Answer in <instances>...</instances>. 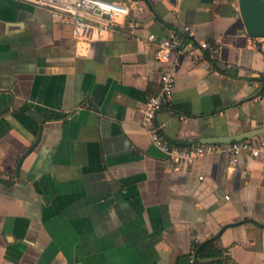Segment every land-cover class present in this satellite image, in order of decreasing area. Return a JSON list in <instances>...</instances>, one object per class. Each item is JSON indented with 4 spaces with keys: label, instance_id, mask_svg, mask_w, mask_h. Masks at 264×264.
Wrapping results in <instances>:
<instances>
[{
    "label": "crops",
    "instance_id": "obj_1",
    "mask_svg": "<svg viewBox=\"0 0 264 264\" xmlns=\"http://www.w3.org/2000/svg\"><path fill=\"white\" fill-rule=\"evenodd\" d=\"M141 1L136 29L117 17L73 35L0 0V264H264V153L172 164L141 125L167 69L166 141L264 143V37L238 0ZM174 32L217 53L157 62L143 34Z\"/></svg>",
    "mask_w": 264,
    "mask_h": 264
},
{
    "label": "built area",
    "instance_id": "obj_2",
    "mask_svg": "<svg viewBox=\"0 0 264 264\" xmlns=\"http://www.w3.org/2000/svg\"><path fill=\"white\" fill-rule=\"evenodd\" d=\"M27 3L34 7L49 12L53 22L72 26L73 35H77L82 26H89L99 21H105L113 26V21L119 17L124 19L131 31L139 25L136 13H142L144 6L141 0H128L127 4L111 0H15ZM99 34L105 30L104 26H98ZM143 38L149 45L155 46L154 58L159 63H168L172 53H185L191 58H196V50L207 51L211 56L217 53L214 45L198 42L197 46L189 41L183 33L174 32L169 36L157 40L152 33L143 34ZM174 76L170 70L161 71V89L158 95L149 98L142 109V128L148 133L151 143L160 150L166 161L172 164L191 165L195 160L207 154H218L226 151L229 155V165L235 166L242 153H249L256 158L264 153V143L255 146L247 140L238 141L226 147L219 144L198 143L190 148H180L170 144L160 134L159 127L154 120L157 113L170 102L173 93ZM264 87V74L260 77ZM251 86H255L252 81Z\"/></svg>",
    "mask_w": 264,
    "mask_h": 264
},
{
    "label": "water",
    "instance_id": "obj_3",
    "mask_svg": "<svg viewBox=\"0 0 264 264\" xmlns=\"http://www.w3.org/2000/svg\"><path fill=\"white\" fill-rule=\"evenodd\" d=\"M240 13L249 35L264 37V1L263 0H238ZM258 133V132H257ZM256 132L242 136L210 138L201 141L203 144H234L238 141L250 139Z\"/></svg>",
    "mask_w": 264,
    "mask_h": 264
},
{
    "label": "trees",
    "instance_id": "obj_4",
    "mask_svg": "<svg viewBox=\"0 0 264 264\" xmlns=\"http://www.w3.org/2000/svg\"><path fill=\"white\" fill-rule=\"evenodd\" d=\"M209 247H210L209 245L201 246V247L198 249V252H205V251H208V250H210Z\"/></svg>",
    "mask_w": 264,
    "mask_h": 264
}]
</instances>
